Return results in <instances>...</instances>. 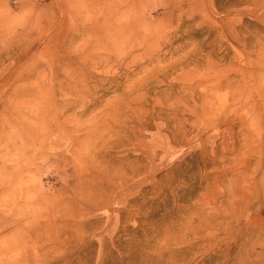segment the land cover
Returning a JSON list of instances; mask_svg holds the SVG:
<instances>
[{
  "label": "rangeland",
  "instance_id": "1",
  "mask_svg": "<svg viewBox=\"0 0 264 264\" xmlns=\"http://www.w3.org/2000/svg\"><path fill=\"white\" fill-rule=\"evenodd\" d=\"M0 264H264V0H0Z\"/></svg>",
  "mask_w": 264,
  "mask_h": 264
}]
</instances>
